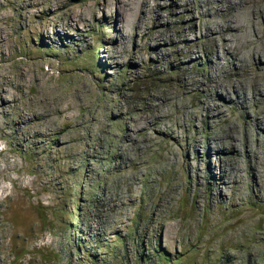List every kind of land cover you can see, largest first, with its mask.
<instances>
[{
	"label": "rangeland",
	"instance_id": "374dc122",
	"mask_svg": "<svg viewBox=\"0 0 264 264\" xmlns=\"http://www.w3.org/2000/svg\"><path fill=\"white\" fill-rule=\"evenodd\" d=\"M204 1L0 0V264H264V27Z\"/></svg>",
	"mask_w": 264,
	"mask_h": 264
},
{
	"label": "bare ground",
	"instance_id": "6f19581e",
	"mask_svg": "<svg viewBox=\"0 0 264 264\" xmlns=\"http://www.w3.org/2000/svg\"><path fill=\"white\" fill-rule=\"evenodd\" d=\"M174 1H176V3H179V1H180V4L183 3V5H185V6H191V4H190L191 0H174ZM204 2H205V5L202 7V11L206 14L207 13L209 14V8L217 9L218 12H222V11L226 10V8H227V10H229L228 11L229 15L226 18H224V20L216 21L215 23H210V22H212V16L210 15L211 14L210 13L209 16L211 17V19H209V22L206 20L209 23L206 29H207V31L210 30L212 32L213 36L215 35V36L222 37V42L220 41L221 42L220 48L223 49L225 55L226 54L230 55V53L232 52V54L234 53L237 56V58H241L242 54H240L238 52V50H239L238 46L241 44V42H238V39L244 40L247 43L254 42L252 39V37L254 36V33L260 27H264V11L262 9H260V10L258 9V11H257V9H254V8L247 6L246 5L247 0H215V1L205 0ZM37 4H38V2H37ZM212 6H214V7H212ZM179 7H181V6H179ZM252 7H253V5H252ZM194 12L195 11H193L192 13H194ZM220 27L224 28L223 33L219 32L218 28H220ZM2 29H3V23L0 21V33L2 32L1 31ZM39 31H40V29L38 28V29H36L35 33L39 34ZM215 47H216V45H215ZM252 52H253L252 55L264 56V49H261L260 47L259 48L254 47L252 49ZM214 53H215V55L217 54V59H215V60L210 59V61L212 63V67L214 68V71L215 70L217 71L223 65L222 63L224 60H223V56L221 55L220 51L215 50ZM221 81H223V80H221ZM212 87L216 91L218 89L223 90L225 92L224 93L225 96L229 99L231 97H235V96L239 99V98H241V95H245L247 98V92L245 91V89H243L244 87L242 86L243 87L242 91H240L241 89L239 88V85H237L235 83L225 84V83L219 82L217 84H214ZM256 91H257V95L262 97L263 89H262L261 83H259L257 85ZM13 96H15V93H13L10 89H8L6 86H4V88L0 92V98L2 100V105L0 106V114L1 113L2 114L8 113V109L11 108L13 106V103L15 102V99ZM254 99H256V97H254ZM232 104H234V103H232ZM219 107L222 109V111L225 110V105L223 104V102L219 104ZM231 107H233V106L231 105ZM206 110H207V108L205 109V111ZM20 118L22 120H26L25 115L21 116ZM159 122H161V120ZM258 122H259V125L264 126V117H259ZM153 126L154 125H152L151 127H153ZM233 138H235V137H233ZM191 139H193V138H191ZM232 141H233L234 151H235L234 154H238L239 150L237 147L236 139H233ZM191 145L193 146L195 152L199 153V148L201 147L200 142L198 140H192ZM209 155L210 154H207V156H209ZM200 165H201V161H197L196 166L198 169V172H197L198 177L202 175ZM208 168L211 169L212 166L208 165ZM218 182H221V184L223 185V189H229L228 181H227L226 176L224 175L223 171H221L220 176H218V177L213 175V172L211 173L210 180H209V188L212 189L214 192H217ZM238 183H239V181H237V184ZM217 194H219V193H216V195ZM222 200H225V199L222 198Z\"/></svg>",
	"mask_w": 264,
	"mask_h": 264
},
{
	"label": "trees",
	"instance_id": "16d2710c",
	"mask_svg": "<svg viewBox=\"0 0 264 264\" xmlns=\"http://www.w3.org/2000/svg\"><path fill=\"white\" fill-rule=\"evenodd\" d=\"M97 187H99V185H97ZM81 192H80V202L81 201H86V197H87V190L84 187V183L81 186ZM97 195H96V190L91 194V200L89 201L90 204H94L97 202Z\"/></svg>",
	"mask_w": 264,
	"mask_h": 264
}]
</instances>
